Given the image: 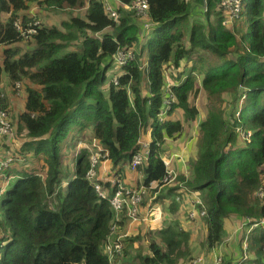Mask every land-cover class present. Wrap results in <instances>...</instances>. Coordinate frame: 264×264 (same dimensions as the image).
Returning a JSON list of instances; mask_svg holds the SVG:
<instances>
[{"label": "trees", "instance_id": "16d2710c", "mask_svg": "<svg viewBox=\"0 0 264 264\" xmlns=\"http://www.w3.org/2000/svg\"><path fill=\"white\" fill-rule=\"evenodd\" d=\"M87 1L82 16L69 17L61 28L41 26L30 45L17 25L25 29L37 20L29 11L34 3L43 10H74L83 0H0V81L5 76L12 86L22 80L31 84H26V113L18 116L30 139L21 151L41 162L35 171L19 170L10 192L0 199V264H109L101 244L114 213L84 176L90 166L85 151L76 155L77 173L63 188L61 144L71 133L89 129L116 165L131 159L141 135L149 131L151 148L142 171L146 184L161 183L168 175L161 155L164 138L180 134L183 121L195 120L198 110L190 97L199 90L206 96L207 113L198 126L190 176L179 180L187 191L201 195L208 249L221 242L227 219H243L256 224L244 239L250 257L243 263L264 264V200L257 196L264 177V0H242L238 38L236 29L222 24L220 0H147L155 36L147 37L110 80L113 54L138 44L142 25L133 11L120 7L114 21L100 0ZM194 3L202 20L192 18ZM2 14L8 16L3 20ZM23 41L28 46L24 53L15 46ZM79 41V51H66ZM183 61L191 63L186 74L169 71L165 76L166 67L178 70ZM114 76L117 84L111 81ZM167 84L173 100L166 114L178 112L181 120L160 122ZM13 166L12 161L6 167ZM6 167L0 179L15 170ZM173 191L169 188L161 198ZM150 237V254H138L139 264H176L189 256L185 231L168 225ZM135 240L130 238L128 245ZM221 264L236 263L223 257Z\"/></svg>", "mask_w": 264, "mask_h": 264}, {"label": "rangeland", "instance_id": "374dc122", "mask_svg": "<svg viewBox=\"0 0 264 264\" xmlns=\"http://www.w3.org/2000/svg\"><path fill=\"white\" fill-rule=\"evenodd\" d=\"M188 1L192 2V0H188ZM194 4L196 5V3ZM37 5H38L37 3H34L31 7V9H34L32 13V18L35 17L37 19H41L43 21L49 22V27L61 28L60 24L62 23V21L68 20L69 17L73 16L72 14H74L75 16H82V12L85 11L89 3L87 0H83V5L72 11L68 9L56 10L52 7H49V9L47 10H43L41 7ZM193 8H195V6H193ZM7 16L8 15H4V17H1V19L4 20L5 17ZM199 19L202 20V18H199V16L193 20H199ZM136 20L140 24L144 22V19H136ZM241 21L242 19H240L239 21L236 20L231 22L230 24H228L229 22H226L224 26L228 30H232L233 28L236 29L235 35L237 37L236 36L235 37L238 38L239 30L241 29ZM156 28L157 26L150 28V30L147 31V37L154 38ZM29 44L35 45L33 40H30ZM15 46H20V49L23 51L28 49V46L26 45L25 41ZM145 54L146 51L143 52L144 56ZM190 64L191 63L188 62L185 65L183 61L181 63L180 69L178 70L173 69L172 66L166 67L165 76L169 75V71H172L174 74H176L182 70L184 74H186V72L191 67ZM118 70H120V67L117 66H113L111 69H108L107 80L108 79L110 80L112 78L111 76L116 75L115 71ZM143 75H144L142 80L144 84L143 92L146 93L147 77L145 74ZM170 81H171L170 79L167 80L168 84H170ZM198 82H199V78L197 79V84L200 86V83ZM26 84L31 85L27 80H22L20 82L17 81L15 86H12L5 76L1 78L0 109L6 111L7 117H5V119L10 124L9 125L10 131L4 133L3 136H0V154H3V157L13 156L14 165L18 164L16 166L17 169L23 170L25 168L28 169L29 172H31V171H35V166H39L41 162L40 161L37 162L34 159H32L31 157L32 155L30 152L21 151L23 145L20 146L18 149L14 148L17 149L16 151L14 150L9 153L3 152V147L6 149L11 148V146L19 139L24 140L25 142L30 140L29 138L25 137L26 131L21 130L20 134L18 133V126L20 123L18 114L23 115L26 113V107H25V100L27 95ZM224 98L226 100L225 106H227V103L229 102V98L226 96H224ZM190 100L191 103L194 104V106L197 108L198 115L196 116L194 121H187V122L183 121L184 126L180 134L176 135L173 138L170 137L164 138V143H163L164 148L161 155L162 158L165 160L166 170L168 172V178L166 182L163 183V186L156 189H151L148 185L145 184L144 195L141 199V204L139 205V209L141 211L140 216H144L143 214H145L146 211L148 213H154L153 216H147V217H151L152 224L158 223L155 227L164 223L163 228L165 226L171 225L172 227L178 230L185 231L188 234L189 256L180 260L179 263H181L182 261L184 262L187 261L188 264H190L192 259L201 258L203 259L202 261L203 264H210L214 257L223 258L224 256L230 255L231 252L230 253L227 252L230 251L229 246L231 244L234 247L236 246V252H237V247L240 246L242 248V246L246 244L244 241H239V239H237V236H240L239 226L242 223H244L245 220L238 218L236 219L235 217L227 219L225 221L226 223H224L225 230L221 238V242L212 249H208L205 246L204 241L206 238V228L205 225L203 224L202 211L199 209L200 206H202L201 195L197 194L196 192L187 191V189H185L182 186L183 182L179 180V178L187 179L190 176L191 163L193 159L196 158L197 155L196 144L198 141V129H199L198 126L199 123L205 118L207 113V104H206L207 99L203 91L199 90L194 97L193 96L190 97ZM3 102L5 106H3L4 108L3 107L1 108V104ZM168 117L172 119L177 118L178 120H181L180 113L178 112H175V115H170V116L165 115V118ZM81 135L83 138L85 139L87 138V134H85V132H82ZM17 136H20L21 138ZM76 137L77 136L75 134L71 133L61 144L60 149L62 152V163L60 169L62 175L60 177V183L63 186V188L67 186L69 179L75 176L77 173L74 159L70 161L71 166L68 167L67 165L69 160V151L72 149ZM150 144H151V139L149 138V131H148L146 133H143L139 140V151L141 153L142 166L144 164V159H143L144 155L151 148ZM86 146L88 148V151L86 149L85 150L87 151L86 155L90 166L88 167L84 176L89 182V184L92 186V182L100 181L102 178V176L98 171L102 161L99 157L97 166L92 167V164L90 162L91 154L89 152V146L88 145ZM16 159H22L23 161L18 162ZM139 161L141 162V160ZM3 163L6 164V161H4ZM9 168L10 167H6L5 171L8 170ZM89 173H91L90 178H88ZM137 176L138 173L130 171L129 173H124L123 176L121 177V180L125 187H130V186L135 187L136 185L139 187L140 182H138ZM16 179L17 178H11V176L7 174L2 175L0 179V184L5 186L0 187V199L6 196L10 192V189L16 182ZM42 180H44V177L42 178ZM262 181H263V186L258 189L259 191L261 190V192H264V177ZM42 187L43 190L45 191V186L43 185ZM169 188H174V191L172 192V197L169 198L163 197L161 199H158L159 196L165 194V192H167ZM259 191H257V195H259L258 194ZM53 194L55 195L57 194V192L54 191ZM49 207L52 208L51 206ZM175 210H178L177 213L172 214V212ZM121 219L125 220L126 218L123 216L121 217ZM234 221L237 222L239 221L240 222L239 225L235 227ZM123 224L124 223L118 224L115 232H113V235L110 236L111 238L108 241H104L101 244V252L103 253L102 250H105L106 247L111 248V246L113 245L112 241L118 235L124 234L125 237L123 239V250L125 248L127 249V247L129 246L127 245V242L130 238H136L138 240L135 241V243L132 246V249L135 253L143 254V252L146 249H148V243L150 242L152 237L146 236L145 233L141 232V227L144 228L143 226L141 227L124 226ZM148 227L150 230H153L155 228L151 225H148ZM154 232H150V234ZM7 238L9 237L7 236ZM207 250H208V255H207ZM112 259L110 260V262L113 264ZM235 263L244 264L242 261V257L237 256Z\"/></svg>", "mask_w": 264, "mask_h": 264}, {"label": "built area", "instance_id": "2783aa9c", "mask_svg": "<svg viewBox=\"0 0 264 264\" xmlns=\"http://www.w3.org/2000/svg\"><path fill=\"white\" fill-rule=\"evenodd\" d=\"M100 2L103 5L104 13L112 20L117 21L119 18V8H123L125 10L133 11L132 13L137 19H144V22L141 23L142 25V31L139 34V45H142V40L145 35V32L150 30V28L154 27V23L150 20L149 13H148V3L147 0H133V2L130 5L124 4L121 0H100ZM218 8L222 11L223 14V22L224 25L226 22H229L230 24L233 21L239 20L241 16L242 11V0H220V3L218 5ZM204 11L206 10V4L203 5ZM19 24V20L16 22V25ZM21 31V36L24 40H27V38L31 39V36L37 33V30L42 26L41 20H34L31 24L27 25V28L23 29L19 25H17ZM35 42V41H34ZM135 47L130 46L122 49H118L112 56V63L117 67H122L125 65L128 61L132 60L135 55ZM113 83L117 84V77L113 78ZM173 100L172 93L169 89V85H166V89L164 92V98H163V106L162 111L160 112L158 116V120L161 122L165 120L166 110L169 108V104ZM168 116V115H167ZM7 117L6 111L3 109H0V136H3L4 133L9 132V122L5 119ZM25 143L24 140H17L12 146L15 148H19ZM89 146V152L91 154L90 156V162L92 164V167L97 166L99 157L102 162H111V160L108 158L106 150L101 146L100 142L96 140L94 137L91 138L90 141H86L83 143H79L78 149L80 150H87V146ZM91 148V149H90ZM5 153H9L12 151H16L17 149L11 148H4ZM85 150V152H87ZM150 150V149H149ZM3 154L0 155V171H2L8 163L12 162L14 160L13 156L6 157L5 160H3ZM149 157V151H147L144 155V164L142 166V159H141V153L138 149V151L132 155L131 159L128 161H122L118 164H112L113 169L108 171H101L102 164H100L99 167V173L102 176L100 181L92 182V186L94 190L96 191V195L98 198L107 200L111 210L114 213L115 221L111 224V231L109 236L106 238L105 241H108L113 235V232H115L116 227L118 224L121 223H132V224H151L152 219L151 217L147 216H153L154 213H148L146 211L144 216H140V209L139 205L141 204V199L144 195V188H145V176L142 171L143 167L146 165L147 160ZM2 158V159H1ZM141 160V162L139 160ZM18 162H22V159H16ZM6 161V164L3 163ZM101 162V163H102ZM165 163V160H164ZM102 165V166H101ZM130 171L138 173L137 180L140 182L139 187L136 185L135 187H125L121 177L124 173H129ZM91 173L88 174V178H90ZM92 178V177H91ZM168 178V175L166 178H164L161 183L160 181H153L146 185H148L151 189H156L161 186H163V183L166 182ZM190 192V191H189ZM258 198L261 200H264V192H261V190L258 193ZM125 217V220H122L121 217ZM261 224H264V220L261 222ZM245 225L248 226L249 223L245 222ZM252 227H255L256 224H252ZM251 229V228H250ZM124 234L118 235L112 242L113 245L110 247H106L103 251V254L110 259H114L115 254L120 253L122 246H123V239ZM246 243V241L244 240ZM246 246H242L243 252H242V261H245L247 258H249V254L246 252ZM203 259L201 258H195L192 259L190 264H203ZM222 258L221 257H214L212 259V262L210 264H221ZM240 264V263H239Z\"/></svg>", "mask_w": 264, "mask_h": 264}, {"label": "crops", "instance_id": "0c3cea01", "mask_svg": "<svg viewBox=\"0 0 264 264\" xmlns=\"http://www.w3.org/2000/svg\"><path fill=\"white\" fill-rule=\"evenodd\" d=\"M193 6H195V8H193ZM193 6H192V8H193V10H192V18L193 19H195L196 17H198L199 15H197V13H198V8L196 7V5L195 4H193ZM68 9V8H67ZM57 10V9H56ZM68 10H70V11H72L71 9H68ZM29 11H31V8L29 9ZM1 17H4V14L3 15H1ZM42 22H43V25L44 26H49V22H47V21H43L42 20ZM51 24V23H50ZM18 44H21L20 42L18 43ZM17 44V45H18ZM20 47V46H19ZM77 47V45H76V43L74 44V42H71L70 43V45L68 46V48L67 49H72V50H74V51H77L78 49L76 48ZM20 49V48H19ZM2 49L0 48V51H1ZM20 51L22 52V53H24V51L23 50H21L20 49ZM26 52V51H25ZM18 116H19V114H18ZM18 129H20V130H22V131H25V127H24V125L23 124H20L19 123V126H18ZM88 132H85V134H87ZM3 152L5 153V149H3ZM1 155V154H0ZM71 156H72V150H70L69 151V160H71L72 161V158H71ZM102 165V168H101V171H103V170H105V171H108V170H112L113 169V166H112V164H111V162L109 161V162H102L101 163ZM18 164H15L13 167H11V168H9V169H15L14 170V172H12L9 176H11V178H18V174H19V170L20 169H17L16 168V166H17ZM22 169H23V167H22ZM2 186H5V185H1L0 184V187H2ZM165 194H166V192H165ZM171 197H172V193H171V195H170ZM161 198V196H159V198L158 199H160ZM167 198H169V197H167ZM177 211L178 210H176V211H173L172 212V214H175V213H177ZM237 219V218H236ZM226 223V222H225ZM234 223H235V227L236 226H238L239 225V221L237 222V221H234ZM158 223H155V224H148V225H151V226H153V227H155L156 225H157ZM124 226H135V227H138V226H143L144 228H142L141 227V232L142 233H145V235L146 236H154V234L155 233H157V232H159L162 228H163V226H164V223L163 224H160L159 226H157V227H155L153 230H150L149 229V227H148V225L147 224H132V223H127L126 225L125 224H123ZM251 228V229H250ZM253 228H255V227H252L251 225L249 226H245V222L244 223H242L240 226H239V233H240V236H237V239H239V241H244V238H246V236L252 231V229ZM157 230V231H156ZM225 230V229H224ZM248 230V231H247ZM146 231H149V232H146ZM154 231H156V232H154ZM150 232H154V233H152V234H150ZM243 238V239H242ZM136 240H138V239H136ZM135 240V241H136ZM135 241H133L132 243H130V246H128L127 247V249L125 248L124 250H123V246H122V251L120 252V253H118V254H116L115 255V257H114V259H112V262H113V264H139V262H138V260H137V255L139 254V253H135L134 251H133V249H132V246H133V244L135 243ZM205 243V242H204ZM129 244V240H128V242H127V245ZM203 246H204V244H203ZM191 249V248H190ZM229 250L230 251H228L227 253H230L231 252V254L230 255H227V256H224V258H226V259H230L233 263H235V261H236V257L237 256H240L241 257V252H242V248L239 246V247H237V252H236V246L234 247V246H232V244L229 246ZM193 253V252H192ZM149 255L150 254V251L148 250V249H146L144 252H143V254H141V255ZM226 254V253H225ZM207 255H208V250H207ZM236 256V257H235ZM228 257V258H227ZM249 257H250V255H249ZM250 259H252V257L250 258ZM180 260H182V259H180ZM179 260V261H180ZM179 261H178V263H176V264H188V262L187 261H182L181 263H179ZM109 264H112L111 262H110V259H109ZM245 264H252L251 263V261L250 262H246Z\"/></svg>", "mask_w": 264, "mask_h": 264}, {"label": "clouds", "instance_id": "9594fccd", "mask_svg": "<svg viewBox=\"0 0 264 264\" xmlns=\"http://www.w3.org/2000/svg\"><path fill=\"white\" fill-rule=\"evenodd\" d=\"M67 9V8H66ZM69 9V8H68ZM32 10V12L31 13H33V11H34V9H31ZM71 10H73V9H71ZM3 15V14H2ZM5 15V14H4ZM8 15V14H7ZM73 16H74V14H72ZM31 17H32V15H31ZM33 18H35V17H33ZM35 19H37V18H35ZM19 20V19H18ZM37 20H41V19H37ZM20 21V20H19ZM154 23V22H153ZM41 24H42V26H44L43 25V22H42V20H41ZM155 24V23H154ZM154 26H157L156 24L154 25ZM46 27H48V28H51V27H49V26H46ZM38 31V30H37ZM35 35V34H34ZM94 36H96V37H98V35H99V33H95V34H93ZM146 38H147V31L145 32V35H144V37H143V40H142V45L140 46L139 45V41H138V44H134V45H132V46H134L135 47V49H136V51H135V54L136 53H139V50H140V48H142L143 47V45L145 44V41H146ZM31 40H33V38L31 37ZM1 46V45H0ZM68 48V47H67ZM66 48V51H74V50H72V49H67ZM78 50L77 51H79L81 48H82V44H81V42L79 41V43L77 44V47H76ZM1 49H2V46H1ZM135 56V55H134ZM112 65L113 66H115L113 63H112ZM145 63H143V68L145 67ZM121 69V68H120ZM114 77H117L118 78V76H114ZM113 77V78H114ZM112 82H113V79L111 80ZM83 132H88L87 133V138L85 139V138H83L82 137V135L80 134H77L76 136V139H75V141H74V143H73V147H72V156H71V158H72V160L74 159L75 160V157H76V155L77 156H79L83 151H85V150H80V149H78V145H79V143H83V142H86V141H90L91 140V138L92 137H94L93 136V133L91 132V130H89V129H85ZM95 138V137H94ZM96 139V138H95ZM26 143V142H25ZM24 143V144H25ZM71 160H68V162H70ZM112 163V162H111ZM113 164V163H112ZM114 165V164H113ZM262 225V224H261ZM256 227V226H255Z\"/></svg>", "mask_w": 264, "mask_h": 264}]
</instances>
